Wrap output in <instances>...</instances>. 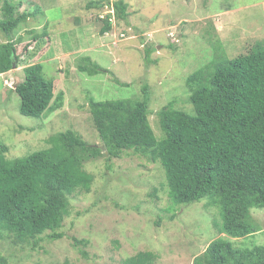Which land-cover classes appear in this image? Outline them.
I'll return each mask as SVG.
<instances>
[{
	"label": "rangeland",
	"instance_id": "1",
	"mask_svg": "<svg viewBox=\"0 0 264 264\" xmlns=\"http://www.w3.org/2000/svg\"><path fill=\"white\" fill-rule=\"evenodd\" d=\"M11 1H22L20 11L34 14L13 33L23 38L18 44L20 64L0 74V141L9 147L8 159L49 147L48 138L67 129L103 145L90 96L140 98L145 85L150 91L149 120L161 138L158 112L163 106L174 101L175 108L194 112L188 85L192 73L207 65L211 71L217 57H236L264 41V0H124L126 19L114 16L118 0ZM107 15L113 26L102 33ZM31 30L48 35L37 40ZM6 39L0 30V43ZM149 47L153 50L147 62ZM87 57L109 72L81 71ZM35 62L43 63L56 94H65L62 107L41 118L20 112L21 97L14 89L24 78V67ZM85 167L94 175L93 185L71 197L70 213L60 228L63 236L50 238L51 231H46L33 245L15 242V235L0 226V256L7 257V264H123L139 251L157 253L156 264H194L221 236L243 248L264 244V208L252 209L256 233L238 238L222 234L220 205L209 197L175 203L160 161L133 149L110 160L93 158Z\"/></svg>",
	"mask_w": 264,
	"mask_h": 264
},
{
	"label": "trees",
	"instance_id": "2",
	"mask_svg": "<svg viewBox=\"0 0 264 264\" xmlns=\"http://www.w3.org/2000/svg\"><path fill=\"white\" fill-rule=\"evenodd\" d=\"M21 3L3 0L0 30L7 39L0 43V74L21 62L18 44L23 38L13 33L34 14L20 11ZM113 7L116 19L127 18L124 0ZM35 10L41 12L39 6ZM112 26L111 16H105L101 32H109ZM34 32L41 41L48 35ZM152 50L147 49V62ZM83 60L88 64L80 65L81 71L109 72L90 57ZM210 65L211 71L207 65L188 77L193 113L175 108L174 101L159 110L161 138L149 120L150 91L145 85L140 98L90 96L103 145L89 143L76 130L67 129L51 135L49 147L8 159L9 147L0 141V226L15 235V242L33 245L46 231H51L50 238L63 236L60 228L70 213L71 197L89 192L93 185L94 175L85 163L100 156L121 157L133 149L160 161L175 203L209 197L222 209L220 233L234 238L256 233L252 209L264 208V41L236 57L219 56ZM14 89L21 97L23 115L41 118L64 102V92L56 94L55 82L45 76L42 62L25 66L24 78ZM227 238L210 242L194 264H264V244L243 248ZM157 259L153 251H139L123 264H156ZM7 263V257L0 256V264Z\"/></svg>",
	"mask_w": 264,
	"mask_h": 264
},
{
	"label": "water",
	"instance_id": "3",
	"mask_svg": "<svg viewBox=\"0 0 264 264\" xmlns=\"http://www.w3.org/2000/svg\"><path fill=\"white\" fill-rule=\"evenodd\" d=\"M13 66H14V68H16V66H17L16 63H14ZM17 86H18V84H16L14 88H17Z\"/></svg>",
	"mask_w": 264,
	"mask_h": 264
}]
</instances>
